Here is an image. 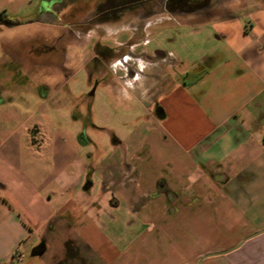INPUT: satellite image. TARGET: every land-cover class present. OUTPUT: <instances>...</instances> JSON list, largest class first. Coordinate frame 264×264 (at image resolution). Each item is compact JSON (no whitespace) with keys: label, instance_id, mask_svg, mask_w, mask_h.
Wrapping results in <instances>:
<instances>
[{"label":"crops","instance_id":"0c3cea01","mask_svg":"<svg viewBox=\"0 0 264 264\" xmlns=\"http://www.w3.org/2000/svg\"><path fill=\"white\" fill-rule=\"evenodd\" d=\"M251 1L247 22L213 24L212 43L195 56L192 42L148 53L147 40H137L128 44L131 53L142 47L136 58L113 56L106 65L145 114L136 130L112 137L121 151L107 156L104 198L156 223L146 231L177 238L182 230L175 264L207 254L200 264H264V232L252 236L264 230V0ZM0 15L15 22L6 26L20 24L5 7ZM38 137L36 125L25 127L24 143L0 134V264H24L27 254L51 258L47 264H128L104 261L62 213L94 186L76 137L56 138L51 170L41 163L48 141Z\"/></svg>","mask_w":264,"mask_h":264},{"label":"rangeland","instance_id":"374dc122","mask_svg":"<svg viewBox=\"0 0 264 264\" xmlns=\"http://www.w3.org/2000/svg\"><path fill=\"white\" fill-rule=\"evenodd\" d=\"M45 1L0 0V6L20 23L0 25V134L4 139L19 137L24 143L25 127L36 125L39 140L48 141L47 157L37 162L50 170L56 138L62 135L76 137L78 151L88 167L85 180L87 176L92 177L94 186L89 194H81L80 203L77 199L67 202L62 211L72 216L66 215L67 220H71L67 224L73 226L83 241H89L104 261L175 264L184 245V240L179 237L184 233L182 230L176 229L177 238H168L167 233L161 234L157 227L146 231L148 226L156 223L138 220L126 207L117 209L111 205V199L104 198L102 174L107 156L121 151L120 146L112 144V137L122 138L136 130V120L144 118L145 104L139 101L137 94L126 96L122 83L115 82L104 67L93 60L94 45L100 40L112 48L113 56H116V52L124 47L118 44L126 43L130 33L135 38L133 41L147 40L144 48L148 53L158 46L165 50L184 49L186 47L179 44L192 42L193 45L187 48L195 56L212 43L213 24L247 22L252 1L210 0L208 15L202 14L207 9L194 10L188 15L178 14L175 22L144 29L142 36L138 31L128 29L127 24H120L118 27L98 26L87 31V36L74 37H62L60 22L38 13ZM41 16L48 21H34ZM129 20L136 19L133 16L122 19L123 22ZM141 48L138 47L135 53ZM97 66L101 72H96ZM90 71L96 73L90 76ZM9 114L11 117L6 118ZM93 201L97 205L92 204ZM77 241L82 247V242L78 238ZM193 243L203 245L201 239ZM47 261L52 263L49 257L27 254L24 264H47Z\"/></svg>","mask_w":264,"mask_h":264},{"label":"flooded vegetation","instance_id":"af4514ba","mask_svg":"<svg viewBox=\"0 0 264 264\" xmlns=\"http://www.w3.org/2000/svg\"><path fill=\"white\" fill-rule=\"evenodd\" d=\"M45 2L47 4L43 7L42 14L47 15V19L60 22L59 25L63 29L60 33L62 37L87 36V31L98 26L118 27L120 24H127L128 29L138 31L137 33L142 36L144 29L175 22L178 14L188 15L194 10L202 11L211 6L210 0H46ZM77 14L79 17L76 18ZM126 16H133L136 20L123 22L122 19ZM1 21H4V18ZM66 31L67 35H65ZM134 39L129 33L126 46L115 55L122 58L130 53L136 58L137 55L131 53L128 46ZM113 55L112 48L100 43V40L95 42L93 60L105 70ZM145 56L153 60L150 55L145 54ZM96 72H101V68L97 66ZM96 72L90 71V76Z\"/></svg>","mask_w":264,"mask_h":264},{"label":"water","instance_id":"95a60500","mask_svg":"<svg viewBox=\"0 0 264 264\" xmlns=\"http://www.w3.org/2000/svg\"><path fill=\"white\" fill-rule=\"evenodd\" d=\"M14 23H15V22H8V21H6V20L2 21V24H4V25L14 24ZM262 232H264V230L258 231L257 233L253 234L252 236L257 235V234H260V233H262ZM248 238H249V237H248ZM241 242H242V241H241ZM239 244H240V243H239ZM237 246H238V245H237ZM237 246H235V247H233V248H236ZM233 248H232V249H233ZM232 249H230V250H232ZM230 250L223 251V252H220V253H215V255H218V254H225V253L229 252ZM211 255H214V254H207V255H204L203 257H201V258L199 259V261L197 262V264H200V262L202 261V259H204V258H206V257H208V256H211Z\"/></svg>","mask_w":264,"mask_h":264},{"label":"trees","instance_id":"16d2710c","mask_svg":"<svg viewBox=\"0 0 264 264\" xmlns=\"http://www.w3.org/2000/svg\"><path fill=\"white\" fill-rule=\"evenodd\" d=\"M3 18L9 20L8 18L3 17V15H0V20H2ZM9 21H10V20H9ZM39 248H40V247L35 248V249H34V252H37Z\"/></svg>","mask_w":264,"mask_h":264}]
</instances>
